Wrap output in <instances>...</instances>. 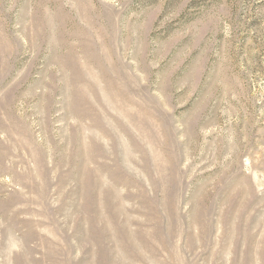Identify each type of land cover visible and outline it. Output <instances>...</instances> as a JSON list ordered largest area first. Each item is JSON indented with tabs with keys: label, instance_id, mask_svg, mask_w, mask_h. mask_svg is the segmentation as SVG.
I'll list each match as a JSON object with an SVG mask.
<instances>
[{
	"label": "rangeland",
	"instance_id": "374dc122",
	"mask_svg": "<svg viewBox=\"0 0 264 264\" xmlns=\"http://www.w3.org/2000/svg\"><path fill=\"white\" fill-rule=\"evenodd\" d=\"M0 264H264V0H0Z\"/></svg>",
	"mask_w": 264,
	"mask_h": 264
}]
</instances>
